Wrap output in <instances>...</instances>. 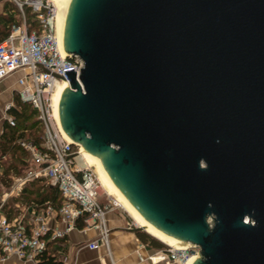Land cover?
Returning <instances> with one entry per match:
<instances>
[{"label":"water","instance_id":"1","mask_svg":"<svg viewBox=\"0 0 264 264\" xmlns=\"http://www.w3.org/2000/svg\"><path fill=\"white\" fill-rule=\"evenodd\" d=\"M61 39L72 143L192 264H264V0H70Z\"/></svg>","mask_w":264,"mask_h":264},{"label":"built area","instance_id":"2","mask_svg":"<svg viewBox=\"0 0 264 264\" xmlns=\"http://www.w3.org/2000/svg\"><path fill=\"white\" fill-rule=\"evenodd\" d=\"M19 13L20 24L12 26L0 43V80L20 73L17 94L36 113L41 127V143L17 139L26 164L19 174L5 176L6 154H0V262L10 257L38 264L47 244L65 238L81 224V230L93 229L95 238L86 244L89 250L107 246L109 229L106 214L117 206L103 190L95 172L81 158L80 146L67 140L53 117L52 96L60 82L67 81L64 72L79 74L82 61L75 55L62 54L59 49L55 7L48 0H5ZM35 14L38 29L27 31L24 9ZM9 109V106L6 107ZM4 120L15 127L14 117L5 114ZM11 173V172H10ZM32 180L45 181L57 189L58 206L50 201L19 206L11 203ZM56 221L63 227L52 224ZM133 223V222H132ZM198 246L188 243L175 249L164 244L151 263L185 264ZM143 260L140 257V261Z\"/></svg>","mask_w":264,"mask_h":264},{"label":"crops","instance_id":"3","mask_svg":"<svg viewBox=\"0 0 264 264\" xmlns=\"http://www.w3.org/2000/svg\"><path fill=\"white\" fill-rule=\"evenodd\" d=\"M19 77L20 73H15L0 80V137L2 133H6L11 129L5 122L4 115L8 114L14 117L10 112L11 109L19 112L22 111L23 104L17 94ZM7 106H9V109H6ZM16 198L18 197L11 199L12 204L28 206V204L34 203L22 204L14 201ZM106 222L109 229L106 247L100 246L97 250H89L86 244L95 238L96 232L91 228L81 230V227H77L78 225H76V228L65 238L49 242L50 244H47L44 256L51 257L55 262L60 264H162L151 263L147 259L150 256L158 254L160 249L140 241L136 235L137 233L133 231L136 225L117 206L107 212ZM52 225L58 229L63 227L59 221H56ZM140 257L143 260L140 261ZM0 264L32 263L22 262L17 258L10 257L0 262Z\"/></svg>","mask_w":264,"mask_h":264},{"label":"trees","instance_id":"4","mask_svg":"<svg viewBox=\"0 0 264 264\" xmlns=\"http://www.w3.org/2000/svg\"><path fill=\"white\" fill-rule=\"evenodd\" d=\"M5 5L7 8L10 5L12 9L8 12V14H6L5 11L0 12V43L8 36L12 26H18L20 24L18 10L8 2L5 3ZM24 15L27 31L38 29L39 25L35 14L31 13L29 9L25 8ZM22 104V111L19 112L15 109L10 110L16 120L15 127L11 128L6 133H2L0 137V154L7 155V160L4 163L5 173L11 172L13 174H19L21 168L26 165L22 160V158L26 157V153L22 148L14 144L16 139L30 141L35 145L41 143V127L36 120V113L30 108L28 104ZM15 161L17 163H15ZM14 201L20 202L22 204L50 201L53 205L58 206L60 203V196L56 188L45 185L41 183L40 180H32L25 185L21 194ZM77 225V227H81V224ZM136 235L143 243L149 244L152 247L158 249L164 248V244H162V242H159L146 232H137ZM38 264L60 263L55 262L51 257L43 256Z\"/></svg>","mask_w":264,"mask_h":264},{"label":"bare ground","instance_id":"5","mask_svg":"<svg viewBox=\"0 0 264 264\" xmlns=\"http://www.w3.org/2000/svg\"><path fill=\"white\" fill-rule=\"evenodd\" d=\"M55 4V27H56V37H57V42L59 49L61 50L62 54H66L62 48V30H63V24H64V18H65V13L69 4L70 0H50ZM68 83L66 81L60 82L57 85V89L55 93L52 96V106H53V117L55 124L61 131L62 135L69 141H71L65 133L62 131L58 119V109H57V100H58V95L64 86V84ZM72 142V141H71ZM80 154L81 158L84 161L86 165H94L95 167V172L97 175V178L101 185L109 192V194H112V196L115 198V202L123 208V210L127 213V215L131 218L132 222L134 225L137 227L141 228L144 232L152 236L153 238L157 239L158 241L162 242L163 244L175 248V249H180L184 248L188 245V243H183L180 242L176 239H173L169 236H166L165 234L161 233L158 231L156 228H154L151 224H149L144 218H142L136 210L131 206V204L126 200V198L116 189L114 184L110 181L104 170L102 169V166L98 160L97 157L89 154L88 152L84 151L82 147L80 146ZM108 194V193H107ZM108 194V195H109ZM196 257L191 255L188 260L186 261L185 264H192L193 260Z\"/></svg>","mask_w":264,"mask_h":264},{"label":"rangeland","instance_id":"6","mask_svg":"<svg viewBox=\"0 0 264 264\" xmlns=\"http://www.w3.org/2000/svg\"><path fill=\"white\" fill-rule=\"evenodd\" d=\"M54 7H55V4L52 2V1H50V0H48ZM5 3H7V1H5V0H1L0 1V12L1 11H5V13L6 14H8V12L9 11H11V9H12V7L9 5L8 6V8H7V6L5 5ZM4 6H5V9H4ZM8 9V10H7ZM7 10V11H6ZM15 14V13H14ZM16 18V17H15ZM84 160V159H83ZM82 160V161H83ZM9 162V161H8ZM7 162V163H8ZM84 162V161H83ZM15 163H17L16 161H15ZM86 163V162H85ZM90 167H91V169L95 172V167H94V165H89ZM10 174V172H7V173H5V176H7V175H9ZM95 174H96V172H95ZM97 176V175H96ZM41 183H43V184H45L46 185V183H45V181L43 180V181H41ZM101 184V183H100ZM102 186V188H103V190L106 192V193H108L109 194V192L103 187V185H101ZM109 197L111 198V200L112 201H114L115 202V198L112 196V194H109ZM116 203V202H115ZM116 205H117V208L121 211V212H123L124 214H125V216L132 222V220H131V218L127 215V213L123 210V208H121L117 203H116ZM163 244V243H162Z\"/></svg>","mask_w":264,"mask_h":264}]
</instances>
